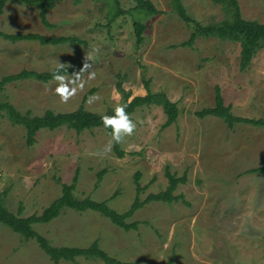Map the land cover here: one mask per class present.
Masks as SVG:
<instances>
[{
	"label": "rangeland",
	"instance_id": "374dc122",
	"mask_svg": "<svg viewBox=\"0 0 264 264\" xmlns=\"http://www.w3.org/2000/svg\"><path fill=\"white\" fill-rule=\"evenodd\" d=\"M159 13L136 11V0H120L131 10L110 23L105 0H60L50 10L52 27L38 9L11 1L0 17L7 33L77 36L86 44L42 45L13 43L0 36V80L23 69L49 71L59 64L79 67L84 83L67 103L55 93L56 81L35 79L11 83L2 98L20 111L41 115L47 110L78 109L86 93V109L105 113L124 103L117 84L132 96L164 91L178 103L176 123L162 128L167 116L161 106L137 109V127L125 137L119 157L112 148L103 153L111 134L102 128L78 133L68 127L42 130L29 146L26 130L0 116V194L6 192L11 211L24 217L41 214L75 183L78 199L108 200L123 212L134 202L135 173L141 172L145 199L168 186L167 172L185 177L173 203L151 202L129 221L138 229L125 230L95 211L70 208L49 223L34 228L54 246L100 247L120 264H264V128L245 122L231 129L220 118L198 112L213 107L220 86L226 105L236 116L264 119V47L251 66L240 69V43L200 37L192 46L182 43L193 27L174 11L171 0H151ZM188 13L203 25L225 19L213 0H182ZM246 19L264 23V0H239ZM135 22L145 24L144 41L137 46ZM94 59L87 61V55ZM91 64L83 71L85 63ZM82 66V67H80ZM76 72V73H77ZM104 171L99 182L98 174ZM0 264H56L36 240H26L0 223ZM59 264H106L79 257Z\"/></svg>",
	"mask_w": 264,
	"mask_h": 264
},
{
	"label": "trees",
	"instance_id": "16d2710c",
	"mask_svg": "<svg viewBox=\"0 0 264 264\" xmlns=\"http://www.w3.org/2000/svg\"><path fill=\"white\" fill-rule=\"evenodd\" d=\"M23 3L27 6L34 7L39 11V17L41 22L48 27L54 26L48 18V14L53 9L57 2L60 0H0V17L5 12L6 5L11 2ZM83 0H73L77 5ZM108 6V14L110 23L114 22L120 15L128 13L131 10L123 9L120 0H105ZM216 4L221 5L226 13V18L207 25H203L199 21L195 20L187 11V8L183 4L182 0H171V5L179 18L187 25L192 26L194 29L190 34V38L182 43L183 46H192L194 42L200 38L216 37L221 40H230L240 43V69L242 71L247 70L258 52L264 47V23L258 20L246 19L241 10L239 0H213ZM136 11H145L149 13H159V9L154 5L151 0H136V6L132 8ZM137 46H141L144 41V31L146 29L145 24L140 22L134 23ZM0 36L5 40H9L13 43L18 41H38L42 45H59L64 43L72 44H86L85 40L80 39L77 36H46L39 33H7L0 30ZM82 67V66H80ZM65 75H71L76 73L80 68L64 66ZM56 68L49 71H35L23 69L18 73L8 74L0 80V116L6 117L13 124L23 126L26 130V141L29 146H33L36 143L37 135L42 130H56L62 127H68L78 133H82L86 130L94 128H102L111 134V129H106L103 126L101 117L103 115H113V109L110 108L105 113H97L85 108L84 103L92 95L95 89H91L85 94L82 105L70 112H55L53 110H47L41 115L33 114L31 111L22 112L13 103L2 98L3 92L7 86L11 83L19 82L22 80L35 79L48 83L53 81L52 73ZM118 91L124 96V103L127 104L126 111L130 116L139 108L149 107L152 105L161 106L167 116L162 128H167L176 123L180 110L178 103L171 100L168 94L164 91L153 92L150 89V83H146L147 93L145 95L132 96L131 92H127L123 88L122 81L117 84ZM198 116L204 118L207 115H213L222 119L229 128L233 129L237 123L245 122L257 127L264 128V119L244 118L236 116L232 112V106L226 105L220 86L216 88V99L213 107L204 108L199 111ZM114 151L119 157L125 156V151L121 149V144L113 145ZM264 170V166L251 169L249 172H257ZM104 171L99 172L98 180H102ZM169 179L168 186L165 190L159 193H150L145 199L141 198L144 192L142 186L141 172L135 173V184L137 195L126 211L120 212L110 206L108 200L97 201L90 197L84 199H78L75 194V183L77 177L74 178V183L63 185L62 195L54 200L48 207L44 209L41 214H32L31 216L24 217L19 213H14L9 209L6 203V192L0 194V223L10 228L12 231L20 234L26 240H36L46 254L56 264L60 261H72L76 262L79 257H85L87 259H100L106 264H120V261L103 250L99 241H94L88 247H70V246H54L50 240L40 234L35 228V224L49 223L59 217L64 209L70 208L75 211H95L108 218L113 224L129 231L138 229V221H129L133 217L136 211L143 208L146 204L151 202H165L173 203L184 196L176 195L175 192L181 183H186L185 177H177L170 171L167 172ZM171 264V263H170Z\"/></svg>",
	"mask_w": 264,
	"mask_h": 264
},
{
	"label": "clouds",
	"instance_id": "9594fccd",
	"mask_svg": "<svg viewBox=\"0 0 264 264\" xmlns=\"http://www.w3.org/2000/svg\"><path fill=\"white\" fill-rule=\"evenodd\" d=\"M87 61L94 59L93 55L86 56ZM91 69L90 63H85L82 70L89 72V78L94 77V73L89 71ZM64 64H59L52 73L53 80L57 82L55 93L60 97L62 103H67L68 100L76 95L78 90H82L84 83L80 75L77 73L65 75ZM127 104L117 105L113 109V115H103L101 117L103 126L106 129H111V140L103 149V153L112 151L114 144H121L125 137L132 136L137 124L126 111Z\"/></svg>",
	"mask_w": 264,
	"mask_h": 264
}]
</instances>
